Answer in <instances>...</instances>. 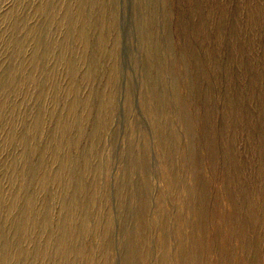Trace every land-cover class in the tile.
Segmentation results:
<instances>
[{"label":"rangeland","instance_id":"374dc122","mask_svg":"<svg viewBox=\"0 0 264 264\" xmlns=\"http://www.w3.org/2000/svg\"><path fill=\"white\" fill-rule=\"evenodd\" d=\"M0 264H264V0H0Z\"/></svg>","mask_w":264,"mask_h":264}]
</instances>
